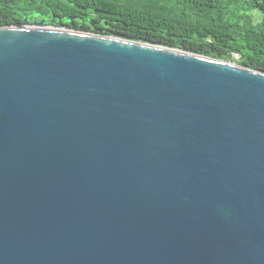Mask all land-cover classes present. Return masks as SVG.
Returning a JSON list of instances; mask_svg holds the SVG:
<instances>
[{
  "label": "water",
  "instance_id": "95a60500",
  "mask_svg": "<svg viewBox=\"0 0 264 264\" xmlns=\"http://www.w3.org/2000/svg\"><path fill=\"white\" fill-rule=\"evenodd\" d=\"M0 264H264V73L0 27Z\"/></svg>",
  "mask_w": 264,
  "mask_h": 264
},
{
  "label": "trees",
  "instance_id": "16d2710c",
  "mask_svg": "<svg viewBox=\"0 0 264 264\" xmlns=\"http://www.w3.org/2000/svg\"><path fill=\"white\" fill-rule=\"evenodd\" d=\"M25 18L264 73V0H0V27Z\"/></svg>",
  "mask_w": 264,
  "mask_h": 264
},
{
  "label": "built area",
  "instance_id": "2783aa9c",
  "mask_svg": "<svg viewBox=\"0 0 264 264\" xmlns=\"http://www.w3.org/2000/svg\"><path fill=\"white\" fill-rule=\"evenodd\" d=\"M232 56L237 59L238 58V55L236 53H232Z\"/></svg>",
  "mask_w": 264,
  "mask_h": 264
},
{
  "label": "rangeland",
  "instance_id": "374dc122",
  "mask_svg": "<svg viewBox=\"0 0 264 264\" xmlns=\"http://www.w3.org/2000/svg\"><path fill=\"white\" fill-rule=\"evenodd\" d=\"M59 28H61V29H62L63 27H59ZM63 29H64V28H63Z\"/></svg>",
  "mask_w": 264,
  "mask_h": 264
}]
</instances>
